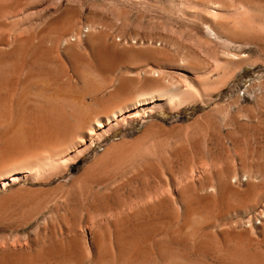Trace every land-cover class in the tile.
<instances>
[{
    "label": "rangeland",
    "instance_id": "374dc122",
    "mask_svg": "<svg viewBox=\"0 0 264 264\" xmlns=\"http://www.w3.org/2000/svg\"><path fill=\"white\" fill-rule=\"evenodd\" d=\"M6 1H9V2H6V4H4L5 0L0 1L1 2L0 14L3 13V15L1 14V16H0V19L2 17V20H0L1 21L0 22V37H1L0 42L3 41L0 43L2 45V46L0 45V47H1L0 52L6 50V48H8L7 46H9V44H11V42L17 38V35H18V37H23V36L25 37V36H28V34H30L29 36H32L33 39H35L34 42L36 43L40 36L43 37V35H45L42 33L45 29H47L51 25L50 23H52V22L54 23L55 21H59V20L60 21L56 25V28L54 27L55 29H57L58 27L63 29V26H64V30L66 28H69L67 30H70V31L75 30L74 31L75 33H77L78 32L77 30L80 29L79 31L81 32V35H82L84 30H85V25H86L87 21L89 20V19H87V21H86V18L89 17L93 23L96 20L95 21L96 22L95 23V27H96L95 31L96 32L94 33L95 36L93 35V37L95 39L93 41L95 42V40H96V43H98L100 41L98 44L102 43L101 45L95 44L93 42L95 44L94 45L92 43L94 51H96L95 53L98 52L100 54L101 52H106L107 57L109 56L111 58L110 60L113 63V66L111 67L112 69L110 68L106 72L107 74L105 73L103 75V76H105V77H103V79L107 78L104 80V82L108 83V86H111L115 82L121 81L120 82L121 84L119 83L120 87H121V88H119L120 91L125 93L127 96H129V95L133 96L134 94H136V92H138L139 85L143 81L142 80L143 76L141 74L140 75L142 76V78H140V79L138 78V76H140L138 73L139 68L141 69L143 66H145L142 69L146 71V70L150 69L152 67V64H154L156 61V62H159V66H160L159 71L162 72V73L159 72V75L158 74L155 75V77L158 76L156 79H157L158 83L160 82L159 84L165 85V86H172V85H175V86L179 85L180 87L183 86V88H179V89L185 90L184 88H186V89H188V92H189L190 87L193 89H190V90H192V91H190L191 93L189 92L191 95L186 96V99H181L182 101L180 99L174 100L173 101L174 105L172 104V102L166 101V99L164 97H161V98H159V100L163 98L162 100H160V101L155 100L154 104L150 103L147 105L148 113H144V114L139 113L140 115L137 116L138 118L136 116L135 117L132 116L131 117L132 119H130V117L126 118V119L124 118L126 122L124 121V119L122 121L120 120L118 122V128L116 127V129L110 133L111 135L107 136L108 138L105 137L104 139L97 142L94 145V147H92V149H89V151H85L87 153L84 152L83 155L81 154V156H78V155H76L75 152L72 151L71 154L66 157V160H70V161H67V163L69 162L71 164L74 160H77V161H74L75 165H74V163H72L71 165L68 164L69 166L67 165L66 167H64L65 169H67V171H69V173L65 172L66 170L62 173H56L55 172L56 173L55 175H53L54 172H48L49 174L46 173L45 175H43L44 177L47 178V179L45 178L44 181L41 180V178L43 179L44 177L40 176V177H38L39 179H37V176L33 175V178H34L33 180H35L36 183L32 180V177H31V179H26L27 181L25 179L20 180V181H17V183L6 187L5 189H0V197H2L5 194H8L10 192L16 191V189L17 190L20 189L22 191H27V192L30 191L29 194L30 195L32 194V196H36L35 194L37 192H39V193H37V194H39V195H37V197L39 198V200L41 199V201L39 202V204L41 206H39V204H38V205H35V207H36L35 208L34 205H31L34 208L33 210H32L30 205L22 207L21 204H20V206H19V204L11 205L12 209H11V206L10 207L9 206L8 207L7 206L2 207L0 209V210L3 209L1 211L2 213L0 214V222L2 219H5L4 222L2 221L0 223V253H1L0 258L2 257L1 255L3 254L1 251H3V252H5V255L3 254L4 258H6V259L12 258L13 259L12 264H20V263L21 264H23V263L24 264H31L32 261H34L32 264H38V263L39 264H42V263L43 264H45V263L46 264H51V263L52 264H59V263L60 264H90V262H92L91 264H95L91 260H90V262L87 259L85 260V258L88 257L86 255L88 253H90V254H88L89 258L91 257V255H92L91 259H93V257H94V251L91 247V238L93 235H95L100 240V242L102 244L100 246L101 247L100 252H101V255H103L105 253L104 250L106 249V245L108 244L109 239H111V236H113V233L109 235V232L110 231L112 232L114 230V226H113L114 220L113 219H115V221L116 220L122 221V223H123L122 229L124 230V233H125L124 237H126L129 240L134 239L136 241V245L138 244L137 248L140 251L142 250L141 252L145 253V251H147L146 253H148V254L153 253L155 250V246L153 243L148 242V239H150L151 237L145 233H142L141 228H144V226L147 225L149 222L155 223L158 226V225H161L162 223H166L167 221H170V220L172 222V221H174V219H176V220L178 219L179 222L177 224L180 225L182 222V220H181L182 219V213H180V207L178 206L179 205L178 194L180 192H183L184 189H185L186 193L188 191H190L187 194L184 192V194L186 195L185 196L186 203L189 204L190 206L193 203L192 207L198 208L199 211L201 209V211L199 212V214L197 216L200 219V221H202V222L204 219L203 223H205L204 226L206 227V228L204 227V229L201 231V233L202 234L204 233L205 235L207 234V236H209V237L212 234H213V236L218 237L220 234L219 231L222 230L221 233H223V231L225 232V231L229 230V228L231 229L233 227L235 228L236 231H240L246 226L244 224H248L247 220H248V222H250L251 225H253L256 222V220H257V223L259 221H261L260 217H259L260 216L259 213L260 212L262 213L263 208H264V178H263L264 177V170H263V168H264V0H216V1L215 0H198V2H197V0H191V3L193 1V4H194V1H195V4H197V5L200 2H201L200 5L205 3V5L208 7V8L206 7L207 11L211 10V11H209V13L213 11L212 17H210V16L209 17L208 16L203 17L202 14L199 13L200 10L198 12L199 14L197 12H194L195 10H197V9H195L197 6L195 8L193 7V9H195L194 11L191 8L189 10H185L181 7V5L179 8L178 3H180L182 0H175V1L174 0H71V1L70 0H63V1H59V0L47 1L46 0L47 1V2L45 1L46 3L44 2V0L43 1L42 0H39V1L38 0H26V2H25V0H19L20 2L18 0H12V1L6 0ZM58 1L62 2V3L58 4ZM67 1H68V6L70 8L69 9L70 15L68 14L67 18L69 17V19L71 20L70 17L71 16L73 17L74 16L73 14L76 12L75 14L80 16L79 19H77L78 18L77 15H75L76 17H73V19H75V20L72 19L73 21H71V22L69 19H61V18L59 19V16H60L61 12L64 10V8H65L64 5H65V3L67 4ZM168 1H171V2L174 1V5L176 4V6H174L175 9L174 8L172 9L171 7L169 9L168 6H171L170 5L171 3L169 2L170 4L168 5ZM23 2H25V3L23 4ZM202 2H204V3H202ZM208 2H210V3H208ZM51 3H53V5ZM189 3H190V1H189ZM30 4L33 5V7L30 6ZM74 4H76V5H74ZM24 5H25V7H24ZM77 6H78V8H77ZM6 7H10V8H6ZM240 7H244L245 9L240 8ZM26 8H27V10H26ZM15 9H16V12H15ZM10 10H11V12H10ZM79 10H80L81 14H79V12H78ZM89 10L94 12V13L90 12ZM5 12H7V14H5ZM12 12H14L16 14L13 15L14 13L11 14ZM41 13H43V14H41ZM46 13H48V15ZM52 13H53V15H52ZM214 13H218V16H217V14H215L216 17H214ZM8 14L12 15V17L10 16L11 19L8 20V18H10V17H4L3 18V16H7ZM19 14H20V16H19ZM44 14L46 16H44ZM55 14L57 16L54 17ZM99 15H101V16H99ZM13 16H14V18L17 17V19H19V20H21L20 17L23 19L24 16H27L26 21L28 19V21H27L28 23H26V21H24L25 18H24V20H21L18 22V20H15L16 18L12 19ZM47 16H48V18L46 19ZM92 17L94 19H91ZM97 18H101V19H97ZM51 20H52V22H51ZM213 20H215V21H213ZM22 22H25L26 25L22 26L23 29H20L18 26ZM108 22H109V24H108ZM214 22H217V23L214 24ZM17 23H19V24H17ZM59 23L61 26L59 25ZM63 23H65V24L63 25ZM81 23H82V25H81ZM37 24H38V26L36 27ZM70 24H71V26H70ZM77 24L79 26H77ZM100 25H101V29H100ZM103 25L105 26V28ZM32 26L36 27L38 29V31L36 28H34ZM41 27H43L44 29ZM242 27H244V28H242ZM15 29L17 30V32ZM111 29H112L113 34L111 33L112 34L111 37L109 36L110 39L106 38V37H108L107 34H110ZM28 30H29V32L30 31L31 32L28 33ZM39 30H40V32H39ZM9 31H11V32H9ZM14 31H15L16 35L14 34ZM4 32H5V34H4ZM102 32H103L104 37L102 36ZM106 32H108V33H106ZM151 32L160 36L159 40H160V42L162 41L161 45H162V50H163V51L160 50V52L162 51L161 54H159L160 52H157L154 55L149 54V53H148L149 54L148 55L146 52L145 55H143V52L137 51L138 48H136V51H127V50L125 51V50H123L122 46L124 43L126 44V43L130 42V40H134L135 37L137 39L136 40L137 42L142 41V39L145 40L144 37L146 39H148L149 36L151 37V35L152 36L154 35ZM10 33H11V35H10ZM117 33H119V34L115 35ZM135 34L139 35V40ZM4 35H7L8 37L7 36L5 37ZM54 35L55 34H53V33L46 35L44 37V40H43V41H46L45 47H44V42L42 44V48L45 51H47V53L50 52L51 50L54 51V52L51 51L50 52L51 54L48 53L49 59L51 62L53 59V57H52L53 54H54V59L57 56L56 60L61 59L60 61H62V59H63L64 62L63 61L62 62L64 64H67V61H71V62L75 61L76 62L77 59H78V61L76 63H79L82 61L83 62L93 61V59H91L92 56L90 54V49L85 46L83 41L81 43H79L80 48H78L77 50H76V48L79 46V44L75 45L76 47L72 48V53H71V51H68L65 53L64 47L62 45L61 46L59 45L60 49L56 50L57 45H55L54 41H53ZM98 35L99 36L101 35L102 37L100 36V38H99ZM119 35H121V36H119ZM128 35L130 36V38ZM9 36H11L12 38ZM114 37H116V41L120 44V46L117 45L118 46L117 49H115L116 45L114 47V45L112 46V44L110 43L112 38H114ZM120 37H122V38H120ZM133 37H134V39H132ZM141 37H142V39H140ZM45 38H46V40H45ZM50 38H51V41H50ZM68 38L70 41H71V38L73 40V37L69 36V37H67V39ZM126 40H128V41H126ZM47 42L50 45L49 44L46 45ZM106 42H107V44H106ZM96 46L98 48H96ZM100 46H101V48H100ZM81 47H82V51H84L83 53H81L82 51H80ZM84 47H85V50H84ZM57 48H58V46H57ZM93 48H91V49L93 50ZM2 49H4V50H2ZM112 49L116 51V54H115V51H111ZM86 51H88L89 53H87ZM78 52H80V53H78ZM59 53H60V55H59ZM55 54H56V56H55ZM76 54H78V56ZM131 54L133 56H131ZM146 54L150 57H148ZM181 54H182V57L186 56L189 59V61H191L192 63H196L194 65H197V67L195 66V68H194L192 63H191L192 64L191 66H193V67H191V66L188 67L186 65L184 66L182 64V62L172 63V61H170L173 59L174 56L175 57H181ZM151 55H152L153 59L151 58ZM157 55H158V57L160 56L161 58H156ZM58 56L59 57L62 56V57L58 58ZM119 56L120 57L122 56L123 58H120ZM81 57H82V59H81ZM154 58H156L157 60L156 59L154 60ZM115 63H116V66H115ZM138 63L140 64L139 66H138ZM120 64H122V65H120ZM131 66H133V67L131 68ZM137 67H139V68H137ZM148 67H150V68H148ZM193 68L195 69V71ZM120 70H123L124 72L120 71ZM126 70L128 71V73H125V72H127ZM54 71L51 72V76L57 75V73H56L57 70L55 72ZM122 73H124L125 75ZM132 74H135V77H134V75L131 76ZM116 75H117V77H116ZM128 75H129V77H128ZM136 75H137V77H136ZM146 76H148L146 78H149L150 77L149 73H147ZM132 77H133V80H132ZM113 78H115L116 80H114ZM158 78H159V80H158ZM112 79L115 82L112 83ZM119 79H121V80H119ZM124 81H126V82H124ZM197 81H198V83H196ZM138 82H139V84H138ZM123 84H125V85H123ZM136 85H138L137 86L138 88H136ZM123 86H124V88H123ZM175 86H173V87H175ZM177 106H178V108H177ZM149 110H150V112H149ZM151 128L152 129L154 128L153 133L151 131V136H152L151 141L153 140V142L155 143V147L153 149L154 150L153 152H154V161L156 164L155 165L156 169L153 173H142V174L138 175L137 173H133L134 171L132 172V170L131 171L128 170L129 172L125 171V172L121 173L122 175H120V174H119L120 176L117 175L118 176L117 180H115L117 176L109 177L106 179L107 181L104 180L105 178H100L101 181L99 178H97L98 179V180L96 179L97 181H94V182L88 184V188H87V186L82 188L78 185V180L82 176L83 171L87 168V166H90L91 164H93L94 159L98 158L106 150V148L110 147L111 145H113L115 143L118 144L119 142L121 143V142L127 141L126 143H133L145 132V130H148V129L152 130ZM213 128H214V130H213ZM156 129H157V131H156ZM170 131H171V133L169 134L168 132H170ZM154 132H156V133H154ZM192 133L194 134V137H193ZM156 134H158V136H160V137L158 138V136ZM167 135L169 136V138L167 139L168 141L165 138ZM189 136H191V139L189 138ZM154 137L157 139H152ZM183 137L185 139H188V142H187V140H184ZM194 139H196V141L198 140V142H196ZM242 139H244L245 141ZM124 140H126V141H124ZM181 141L183 142V144L185 146H182L183 144ZM156 142L160 146H158L156 144ZM162 142H165V143L163 144ZM167 142H169V143L167 144V147H166L165 145ZM173 142H175V143H173ZM186 143L188 144L187 146H186ZM195 143L198 145H196ZM189 144H190V147H189ZM171 146H173V147L171 148ZM179 146H181V147H179ZM160 148H161V150H160ZM164 150H166V152H164ZM181 150H182V152H181ZM77 151L80 152V149L79 150L77 149L76 152ZM160 152H162V153H160ZM163 153H165L167 156H165V154H163ZM173 153H175V155ZM176 153H178V155L180 154L179 155L180 160H179V156ZM181 153H183V154H181ZM185 153L186 154L189 153V154L186 155ZM168 154H170V157L168 156ZM156 155L158 156V158ZM182 155H184V156L182 157ZM75 156H78L79 158L75 157ZM163 156H164V158H163ZM171 156H173V159ZM185 156H186V158H185ZM199 157L200 158L202 157V159L206 160V162H209V163L205 162L207 165L215 164L214 167L215 168L217 167V169H215L213 167V165L212 166L210 165L211 168L209 166H206L207 168L205 169V167H204L205 164L200 163L202 161V159L198 160V159H200ZM67 158H69V159H67ZM182 158H183V160H182ZM72 159H74V160H72ZM169 159H171V160H169ZM241 159L245 164L241 161ZM189 160H190V162H189ZM161 161H162V163H161ZM192 161H194V163ZM168 162H170V163L168 164ZM210 162H212V163H210ZM166 164H168V165H166ZM198 164H201V165L204 164V165H202L204 169H202L201 168L202 166L200 167V165H198ZM159 165H160V167H159ZM162 165H163V167H162ZM169 165H171V167ZM250 166H251V168H250ZM67 167H69V168L71 167L70 170ZM196 167H198V169ZM221 167H222V170H220ZM241 168L245 169V171L247 170L248 172L253 171V170H254V172H257V177L255 178L256 180H254V179L252 180V184L250 185L249 189H247V187L243 183H242L243 186L241 185V183H238V181H240L241 174H242ZM207 169H208V172L206 173ZM71 170H72V172H71ZM159 170L161 171V174H159L160 173ZM201 170H202V172H201ZM203 170H205V171H203ZM236 170L239 173H237ZM211 171H212L213 176L211 174ZM233 171H236L235 173H237V175L239 177L235 176L234 175L235 173ZM222 172H223V174H222ZM51 173H53L52 176H51ZM202 173L205 176L202 175ZM58 174L60 176H58ZM65 174H67L68 176L67 175L65 176ZM129 174H132L134 178ZM79 175H81V176L79 177ZM128 175L130 177H132V179H130V177ZM192 175H193V177H192ZM227 175H229V176H227ZM54 176H56V177H54ZM63 176H65V177L61 178ZM124 176H125V178H127L126 182L123 180V179H125ZM148 176H149V178H148ZM173 176L176 178H174ZM226 176H227V178H226ZM231 176L234 178H232ZM128 177H129V179H128ZM235 177H237L236 178L237 180H235ZM210 178L212 180L214 179L215 181L213 180L214 182H211L212 180ZM36 179H37V181H36ZM76 179H78V180H76ZM46 180H47V182H46ZM75 180H76V182H75ZM154 180H155V183H154ZM157 180L160 182V183L158 182L159 184L156 183ZM217 180H222V182L224 183L225 189H227L228 186H231L233 191H235L236 193L238 192L237 195H236V193L233 196L223 194L222 198H219L216 194H215V196H213L214 192L211 191L212 192L211 193L209 190L211 188V185L215 184V182ZM110 181H112V182L109 183ZM128 181H129V184H128ZM205 181H207L206 184H205ZM235 181H236V183H235ZM132 182H134V183H132ZM150 182H151V184H150ZM199 182H200L201 186H199ZM31 183H32V185H31ZM74 183H75V185H73ZM147 183L149 185H147ZM233 183H235V185ZM96 184H98V186ZM123 185H125V187ZM144 185H145V187H144ZM202 185H203V188H202ZM237 185H239V187ZM70 186H71V189H70ZM93 186H94V188H93ZM114 186L116 188H114ZM151 186H152V188H151ZM185 186L188 189H186ZM194 186H196V187H194ZM98 187L100 189H98ZM68 188H69V190H68ZM112 188H114V189L110 193V190ZM119 188H120V190H119ZM182 188H183V190H182ZM237 188H238V190H236ZM39 189L43 193L41 191H39ZM46 189H47V191H46ZM92 189H93V191H92ZM104 189H105V191H104ZM107 189H108V191H107ZM50 190H54V191H52L53 193H51ZM64 190L65 191L67 190L68 194ZM73 190L74 191L76 190L77 193L73 192ZM77 190H79V191H77ZM89 190H91L90 191L91 194H90ZM98 190H99V192H98ZM191 190H192V192H191ZM249 190H251V191H249ZM32 191H34V192H32ZM85 192H86V195H85ZM113 192H115V193H113ZM116 192H118V193H116ZM194 192H195V194H194ZM239 192H240V194H239ZM48 193H50L51 195ZM189 193L191 194V197H190ZM66 194H67V196L65 199L64 195H66ZM74 194H76V195H74ZM89 194L91 196H89ZM104 194H107V196L106 195L104 196ZM151 194L157 195L158 198L155 197V195L151 196ZM167 194H168V196H167ZM238 194L241 196L238 197ZM115 195H116V197H115ZM159 195H161V196H159ZM163 195H164V197H163ZM52 196H54V197H52ZM78 196H80L79 197L80 200L78 199ZM96 196H98V198ZM150 196L153 197V199H154L153 201L150 199L151 198ZM169 196H171L172 198H170ZM247 196H248V198H247ZM45 197H46V199H45ZM83 197H85V198L83 199ZM121 197H123V198H121ZM167 197H169V198L167 199ZM230 197H232V198L230 199ZM55 198H57V199H55ZM74 198H75V200H74ZM108 198H109V200L111 198L109 203H108V201H109ZM120 198H121V200H120ZM190 198H193V200ZM49 199H52V200H49ZM58 199H60L59 203H58ZM61 199H63V200H61ZM95 199H96V202H95ZM156 199H158V201L164 199V201L166 200V202L170 205L169 207L172 209L170 219L168 218V215H166L167 211H165V210H168L167 209L168 207L165 203L161 204L162 206L160 207L159 212L155 214V216H149L147 214V208L153 204L152 202H157ZM188 199L190 200L191 204L189 202H187ZM45 200L47 202H45ZM82 200H84V201H82ZM172 200H176L175 201L176 203H174V201H172ZM177 200H178V202H177ZM49 201L50 202L52 201L51 202L52 204L50 203L51 206L48 204ZM78 201H80V202H78ZM103 201H104V203H103ZM53 202H54V204H53ZM68 202L71 205L68 204ZM77 202H78V204H77ZM148 202H149V205H148ZM87 203H88V205H87ZM97 203H99L101 205L100 206L98 204L99 208L97 207ZM171 203H172V205H171ZM44 204H46V208H48L49 210L48 209L44 210V208H43V207H45ZM103 204H105V205L103 206ZM123 204H125L126 207L123 206ZM48 205L50 206V208ZM58 205H59V208H58ZM118 205H120V206H118ZM144 205H146L145 208H144ZM207 205L208 206L211 205V208L215 212L213 213V211H209V209H208V213L210 212L208 215L207 210H206ZM17 206H19V207L17 208V210L14 211L13 209H16ZM141 206H143V207H141ZM234 206L238 207L239 209L237 208V209L227 210L228 207H234ZM67 207L69 209H67ZM72 207H74V208H72ZM137 207H138V209L136 210ZM24 208L26 210L30 209L32 211H30V210L26 211V210H24ZM38 208H39V210H38ZM64 208L66 210H64ZM106 208H107V210H105ZM120 208H122V209H120ZM129 208L131 209L130 210L131 213L128 211ZM41 209L43 210V212ZM93 209H95V210H93ZM109 209H110V211H109ZM142 209H143V211H142ZM144 209H146V210H144ZM19 210H20V212H19ZM58 210H59V215L56 213V212H58ZM124 210H126V211H124ZM4 211H5V213H3ZM44 211H47V213ZM117 211L119 213L118 215L116 213ZM127 211H128V214H127ZM138 211H139V213H138ZM51 212H54V213H51ZM75 212H77V215ZM108 212H109V214H108ZM143 212H145V213L142 215L141 213H143ZM161 212H163V213H161ZM177 212H178V214L180 213L181 215L179 216L177 214ZM41 213H43L42 215L44 217L41 215ZM79 213H80V215H79ZM83 213H84V215H83ZM102 213L104 215H102ZM218 213H220L221 215ZM5 214L7 217L5 216ZM96 214H99V215H97V218H99V216L101 215L100 217L102 219H100V218H99L100 220L97 219ZM210 214H211V216H210ZM40 215H41V217H40ZM66 215H68V216H66ZM82 215H83V217H81ZM107 215L108 216L110 215L109 218ZM123 215H125V216H123ZM133 215H134V217H133ZM144 215H145V218H143ZM200 215H201V217H199ZM10 216H11V218H10ZM27 216H29V217H27ZM38 216L40 217L39 219H38ZM55 216H57V218H58L59 224L61 225V226L59 225L60 227L58 226V221H57V219H55L56 218ZM32 217L35 218V219L33 218L35 221L34 220L31 221ZM80 217L82 219L81 224L83 226L80 223H78V222H80L79 220H81ZM89 217L91 220L89 219ZM157 217H159V218H157ZM9 218H10V220H9ZM47 218H49V219H47ZM94 218H95L94 223L90 222V221H93ZM256 218H258V219H256ZM86 219H87V221H86ZM96 219L98 222L96 221ZM210 219H211V221H210ZM27 220L29 222L31 221V223L29 224V222ZM102 220L104 223L102 222ZM11 221H12V224H10ZM24 221H26V222L24 223ZM107 221H108V223H107ZM206 221H208V222H206ZM5 222L9 223V224H6ZM33 222H34V224H33ZM45 222L47 223V225L45 224ZM135 223H137V224H135ZM241 223H242V225H241ZM101 224H102V227H101ZM128 224H130V225L128 226ZM10 225H11V227L13 225L14 226L11 228ZM51 225H52V227H51ZM80 225H81V227H80ZM93 225H94V228H93ZM120 225L122 226V224H120ZM136 225L138 226V228ZM256 225H259V224H256ZM42 226H44V227H42ZM46 226H48V227L46 228ZM84 226L86 227V229L84 228ZM89 226H90V228H89ZM59 228H61L62 230L61 229L59 230ZM79 228L80 229L82 228V231ZM52 229H53V231H52ZM68 229L69 230L71 229L72 231H68ZM92 229H94V230H92ZM95 229L96 230L98 229V231H95ZM106 230L108 233L106 232ZM22 231H24V232H22ZM45 231H46V233H44L45 234L44 235L43 232H45ZM51 231L54 234L50 233ZM59 231L62 232V235H63L62 237L60 236L61 232H59ZM89 231H92V232L90 233ZM16 232L18 234V237H17ZM36 232H39V233L37 234ZM47 232H48V234H47ZM83 232H84L85 236L82 235ZM94 232L95 233L97 232V233L94 234ZM35 233H36V235H35ZM72 233H73V235H72ZM100 233H102V234H100ZM76 234H77L78 238H76L77 240L75 241V237H77ZM15 235H16V239L20 238L17 240L18 241L21 240L20 243H22V244L17 243L18 241L16 239H14L15 237H13ZM30 236H31V238H30ZM56 236L58 239L56 238ZM72 236H73V238H72ZM83 236H84V238H83ZM25 237H27V240L25 239ZM37 237H38V239H37ZM50 237H51V239H50ZM100 237L101 238L107 237L106 239L102 238L103 241L105 239L104 243L100 239ZM249 237L252 239L253 243L259 242L261 240V237L258 234V231L253 230V231L249 232ZM4 238H7V240ZM9 238H10V241H8ZM12 239H14L13 243L16 240L15 242L17 244L14 243L16 245V247L13 243H11ZM44 239H46L47 242L45 241V243H44L43 242ZM83 239H85V241ZM4 240L7 242H2ZM36 240L38 241V243ZM78 240H79V242H78ZM23 241H26V243L27 244L29 243V244L27 245ZM63 242H65L64 248H63V245H64ZM82 242L86 243V245L83 244ZM5 243L6 244L8 243V245L11 243L14 245L15 248H13V245L10 244L11 245V247H10V245L8 246ZM24 243L26 244V248H27L26 250H25V244ZM4 244H5V246H4ZM151 244L153 245V247ZM72 245H73V247H72ZM80 245H85V247L83 246V248H85V249H86V247L87 248L89 247L88 250H90V251H88L87 249L86 250L83 249L82 246H80ZM2 246H3V248H2ZM28 246H29V248H28ZM168 246L169 247L171 246L175 249H178L179 251H181V253H183V255L179 256V257L183 261L184 264L186 262H187L186 264H224V260L222 261V259H224V257L222 255H219L218 253L213 254V252L212 253L211 252H205V254H203L204 252L195 253L192 251V249L190 247L191 243L184 245V244H175V243L170 244V242H169ZM4 247L6 249L8 248V250L6 251V249H4ZM41 247H42V249L45 248V250H41ZM102 247L105 249L102 250ZM37 248L39 251L37 250ZM13 249L15 251L14 254H13V252H12V254H9L10 251H13ZM29 250L31 253L28 252ZM83 250H85V251H83ZM20 251L23 254H21ZM42 251L44 252L43 254H42ZM47 251H50V252L47 253ZM54 252H56V253H54ZM77 252H78V254H77ZM83 252L86 254H84ZM35 253L36 254L38 253L37 255L39 256V258L37 257V255H35ZM39 253L41 254V256L44 260H42ZM30 254L32 256H29ZM7 255H10V256H7ZM19 255H22V256H19ZM81 255H83V256H81ZM34 256H35V258H34ZM53 256H55V257H53ZM57 256H59V257H57ZM84 256H85V258H84ZM15 257H17V258H15ZM25 257L27 260L25 259ZM32 257L34 260L31 259ZM71 257H72V259H71ZM23 258H24V260H23ZM17 259H20L21 261L18 260L19 262H17ZM53 259H55V260H53ZM59 259H61V260H59ZM41 261H43V262H41ZM77 261H79V263ZM80 261H81V263H80ZM229 261L230 260L228 259V262ZM101 262H103V263H100V264H110L109 261H106V260H104V261L102 260ZM230 262L228 264H230ZM231 264H236V263L231 262Z\"/></svg>",
    "mask_w": 264,
    "mask_h": 264
},
{
    "label": "bare ground",
    "instance_id": "6f19581e",
    "mask_svg": "<svg viewBox=\"0 0 264 264\" xmlns=\"http://www.w3.org/2000/svg\"><path fill=\"white\" fill-rule=\"evenodd\" d=\"M1 1V0H0ZM12 1V0H11ZM19 1V0H18ZM39 1V0H38ZM43 1V0H42ZM46 0H44L45 2ZM47 1H52V0H47ZM46 1V2H47ZM59 1H63V0H59ZM58 1V4L62 3V2H59ZM71 1V0H70ZM69 1V2H70ZM175 1V0H174ZM174 1L171 2V1H168V5L170 4L171 6H168L169 9L170 7L173 9L174 6H176V4L174 5ZM190 1V3H189ZM216 1V0H215ZM6 2H9V1H6L4 2V4H6ZM20 2V1H19ZM22 2V1H21ZM26 2V0H25ZM23 2V4L25 3ZM41 2V1H40ZM43 2V3H44ZM45 2V3H46ZM170 2V3H169ZM179 2V1H178ZM198 2V0H197ZM3 3V2H2ZM14 3V2H13ZM42 3V2H41ZM71 3V2H70ZM73 3V2H72ZM201 3V2H200ZM200 3L197 5L195 4V1H194V4H193V1L191 3V0H182L179 4V8H180V5L183 9L185 10H189L190 8L194 11V12H199L200 10V14H202V16L204 17H212V12L209 13V11H207V6L204 4H201ZM210 3V2H208ZM207 3V4H208ZM215 3V2H214ZM219 3V2H218ZM11 4V3H10ZM19 4V3H18ZM29 4V3H28ZM33 4V3H32ZM53 5V3H51ZM177 4V5H178ZM232 4V3H231ZM234 4V3H233ZM243 4V3H242ZM255 4V3H254ZM40 5V4H39ZM42 5V4H41ZM76 5V4H74ZM73 5V6H74ZM245 5V4H244ZM4 6V5H3ZM30 6L33 7V5L30 4ZM35 6V5H34ZM59 6V5H58ZM57 6V7H58ZM62 6V5H61ZM72 6V5H71ZM85 6V5H84ZM198 8H197V7ZM209 6V5H208ZM225 6V5H224ZM235 6V5H234ZM0 7H1V2H0ZM15 7V6H14ZM25 7V5H24ZM27 7V6H26ZM29 7V6H28ZM65 7V8H64ZM64 10L61 12L60 16H59V19H69V17L67 18V15L70 13L69 12V6H68V1H67V4L65 3L64 5ZM193 7L195 9H193ZM207 7V8H206ZM220 7V6H219ZM6 8H10V7H6ZM30 8V7H29ZM28 8V9H29ZM47 8V7H46ZM74 8V7H73ZM78 8V6H77ZM76 8V9H77ZM178 8V7H177ZM214 8V7H213ZM240 8H244V7H240ZM1 9V8H0ZM35 9V8H34ZM51 9V8H50ZM49 9V10H50ZM54 9V8H53ZM72 9V8H71ZM104 9V8H103ZM108 9V8H107ZM175 9V8H174ZM234 9V8H233ZM238 9V8H237ZM245 9V8H244ZM7 10V9H6ZM9 10V9H8ZM23 10V9H22ZM27 10V8H26ZM48 10V9H47ZM96 10V9H95ZM94 10V11H95ZM240 10V9H239ZM242 10V9H241ZM25 11V10H24ZM44 11V10H43ZM54 11V10H53ZM74 11V10H73ZM76 11V10H75ZM90 11V10H89ZM100 11V10H99ZM98 11V12H99ZM171 11V10H170ZM174 11V10H173ZM177 11V10H176ZM1 12V10H0ZM4 12V11H3ZM8 12V11H7ZM7 12H5V14H7ZM11 12V10H10ZM15 12H16V9H15ZM45 12V11H44ZM50 12V11H49ZM72 12V11H71ZM79 14H81L80 10L78 11ZM77 12V13H78ZM92 12V11H90ZM172 12V11H171ZM248 12V11H247ZM14 12H12L11 14H13ZM26 13V12H25ZM76 13V12H75ZM73 14L74 16L73 17H76L75 15L77 14ZM83 13V12H82ZM94 13V12H92ZM198 13V14H199ZM209 13V14H208ZM241 13V12H240ZM244 13V12H243ZM3 15V13H1ZM0 14V16H1ZM4 14V15H5ZM7 15V16H3L4 17H12V15ZM16 13H14L13 15H15ZM21 14V13H20ZM19 14V16H20ZM43 14V13H41ZM48 15V13H46ZM89 14V13H88ZM97 14V13H96ZM172 14V13H171ZM205 14V15H204ZM207 14V15H206ZM218 16V13H214V17H216V15ZM53 15V13H52ZM51 15V16H52ZM70 15V14H69ZM197 15V14H196ZM42 16V15H41ZM44 16H46L44 14ZM50 16V15H49ZM57 16L56 14L54 15V17ZM97 16V15H96ZM101 16V15H99ZM113 16V15H112ZM8 18L9 19H11ZM53 17V18H54ZM73 17L71 16V21L75 20L73 19ZM77 19H79L80 16L77 15ZM82 17V16H81ZM106 17V16H105ZM144 17V16H143ZM16 18V19H15ZM13 16L12 19H15V20H18L21 21V20H25L26 21V18L27 16H24L23 19L20 17L21 20L17 19V17ZM48 18V16L46 17V19ZM96 18V17H95ZM45 19V18H44ZM56 19V18H55ZM73 19V20H72ZM87 19H89L87 21ZM91 19H94L93 17ZM97 19H101V18H97ZM218 19V18H217ZM2 20V17L1 19ZM50 20V19H49ZM58 20V19H57ZM117 20V19H116ZM28 21V19H27ZM26 21V23H28ZM41 21V20H40ZM43 21V20H42ZM46 21V20H45ZM60 21V20H59ZM59 21H55L54 23H50L51 25L45 29L43 31L42 34H45L42 36L39 37L38 41L35 43L32 36H29L30 34H28V36H23V37H18L17 35V38L11 42V44H9V46H7L8 48H6V50L0 52V189H5L6 187L12 185V184H15L17 183V181H20V180H26V179H31L32 177V180L34 179L33 178V175L37 176V179H39L38 177L42 176L44 177L43 175H45L46 173L48 172H54L51 173V176L52 174L55 175L56 173H62L64 172H68L67 169H65L64 167H66L68 164H70L69 162L67 163V161H70V160H66V157L69 156L71 154V152H75L76 155L78 156H81V154L83 155V153L85 151H89V149H92V147H94V145L99 142L100 140L104 139L105 137H107L108 135H111L110 133L113 132V130L116 129V127L118 128V122L121 120H123L124 118H129L132 119L131 117L132 116H139L141 114H144V113H148L147 111V105L152 103L154 104L155 100H159V98L161 97H164L166 99V101H170L172 102V104L174 103L173 101L176 100V99H186V96L188 95H191L190 89H193L190 87L189 89V92H188V89L184 88L185 90H182V89H179V88H183L175 85H172V86H165V85H161L158 83L157 81V77H155L156 74L159 75V72L162 73L161 71H159V62H156L154 64H152V67H148L150 69L148 70H143L142 68L145 67L143 66L141 69L139 67V75L141 74L143 76V81L142 83H140L139 85V88L137 87L138 85H136V88H138V92H136V94H134L133 96L132 95H129L127 96L125 93H123L122 91H120L119 88L120 87V82H115L113 81L116 80L115 78L112 79V83L115 82L114 84H112L111 86H108V83H105L104 80L107 79V78H104L105 76H103L112 66H113V63L112 61L110 60L111 58L108 56L107 57V53L106 52H101L100 54L97 52L95 53L96 51H94V48L92 46V43L94 42L93 40L95 39L93 37L94 33L96 32L95 29V21L94 23L92 22V20H90V18H86V25H85V30L83 32V34L81 35V32L79 30H77L78 32L75 33L74 31H70V30H67L69 28H66L64 30V26H63V29H61L60 27H58L60 25L57 26L58 30L55 29L56 28V25L58 24ZM156 21V20H155ZM215 21V20H213ZM1 22V21H0ZM64 22V21H63ZM68 22V21H67ZM81 22V21H80ZM111 22V21H110ZM8 23V22H7ZM36 23V22H35ZM78 23V22H77ZM217 23V22H214V24ZM19 24V23H17ZM40 24V23H39ZM65 23H63L64 25ZM98 24V23H97ZM107 24V23H106ZM109 24V22H108ZM111 24V23H110ZM26 25L25 22H22L19 24V28L20 29H23L22 26ZM42 25V24H41ZM82 25V23H81ZM102 25V24H101ZM101 25H100V29H101ZM28 26V25H27ZM38 26V24L36 25V27ZM61 26V25H60ZM71 26V24H70ZM76 26V25H75ZM77 26H79L77 24ZM99 26V25H98ZM104 26V25H103ZM109 26V25H108ZM113 26V25H112ZM128 26V25H127ZM30 27V26H29ZM34 27V26H32ZM34 27V28H36ZM55 27V28H54ZM66 27V26H65ZM74 27V26H73ZM82 27V26H81ZM115 27V26H114ZM43 28V27H41ZM105 28V26H104ZM103 28V29H104ZM244 28V27H242ZM29 29V28H28ZM37 29V28H36ZM40 29V28H39ZM44 29V28H43ZM82 29V28H81ZM99 29V28H98ZM154 29V28H153ZM157 29V28H156ZM16 30V29H15ZM41 30V29H40ZM39 30V32H40ZM243 30V29H242ZM22 31V30H21ZM38 31V29H37ZM110 34H107L108 37L106 38H109L111 37V35L113 34L112 33V29L110 30ZM119 31V30H118ZM134 31V30H133ZM6 32V31H5ZM4 32V34H5ZM11 32V31H9ZM17 32V30H16ZM31 32V31H30ZM29 30H28V33H30ZM100 32V31H99ZM155 32V31H154ZM245 32V31H244ZM13 33V32H12ZM55 34L54 35V44L58 46H56V50L57 49H60L59 48V45L63 46L64 47V52H68V51H71L72 53V48L73 47H76L75 45L81 43L83 41V43L85 44L86 47H88L90 49V54L92 56L91 59H93V61H88V62H79V63H76L78 61L75 62H71V61H67V64H64V60L62 59V61L60 60H56V58L54 59V54H53V59H52V62L50 61L49 59V54H51L50 52L53 51L51 50L50 52L47 53V51H45L43 48H42V44L44 42V47H45V42L46 41H43L44 40V37L48 34ZM105 33V32H104ZM108 33V32H106ZM112 33V34H111ZM153 33V32H151ZM7 34V33H6ZM14 34H15V31H14ZM38 34V33H37ZM119 33L115 34V35H118ZM122 34V33H121ZM154 34V33H153ZM11 35V33H10ZM13 35V34H12ZM16 35V34H15ZM21 35V34H20ZM36 35V34H35ZM105 35V34H104ZM106 35V36H107ZM114 35V36H115ZM123 35V34H122ZM137 37H138V40H139V35L138 34H135ZM148 35V34H147ZM151 35V34H150ZM161 35V34H160ZM5 37L7 35H4ZM73 37V40L71 38V41L69 40V38L67 39V37ZM95 36V35H94ZM99 36V35H98ZM101 36V35H100ZM99 36V38H100ZM102 36H103V32H102ZM101 36V37H102ZM110 36V37H109ZM121 36V35H119ZM129 36V35H128ZM134 36V35H133ZM8 37V36H7ZM11 37V36H9ZM104 37V36H103ZM159 37L158 35L154 34L153 36L151 35V37L149 36L148 39H146L144 37L145 40L142 39V37L140 39H142V41L140 42H137L136 40V37L134 39V37L132 39L134 40H130V42L128 43H124L122 48L123 50H127V51H136V48H138L137 51H140V52H143V55H145V53L147 52V54H156L157 52H160V50H162V41L160 42L159 40ZM1 38V37H0ZM12 38V37H11ZM98 38V37H97ZM122 38V37H120ZM126 38V37H125ZM130 38V36H129ZM10 39V38H9ZM49 39V38H48ZM46 40V38H45ZM107 40V39H106ZM121 40V39H120ZM119 40V41H120ZM11 41V40H10ZM50 41H51V38H50ZM49 41V42H50ZM104 41V40H103ZM122 41V40H121ZM128 41V40H126ZM125 41V42H126ZM3 42V41H1ZM0 42V43H1ZM5 42V41H4ZM100 42V41H99ZM98 42V43H99ZM108 42V41H107ZM106 42V44H107ZM51 43V42H50ZM82 43V44H83ZM95 44H98L96 43V40L94 42ZM93 43V44H94ZM112 46L116 45L115 49L118 48V46H120V44L116 41V37L112 38L111 42ZM49 43L47 42L46 45H48ZM81 44V45H82ZM94 44V45H95ZM102 44V43H101ZM101 44H98V45H101ZM104 44V43H103ZM166 44V43H165ZM169 44V43H168ZM1 45V44H0ZM50 45V44H49ZM118 45V46H117ZM2 46V45H1ZM106 46V45H105ZM109 46V45H108ZM107 46V47H108ZM111 46V45H110ZM62 47V48H63ZM1 48V47H0ZM3 48V47H2ZM50 48V47H49ZM61 48V49H62ZM80 48V44L79 46L76 48V50ZM93 48V50L91 49ZM96 48H98L96 46ZM101 48V46H100ZM99 48V49H100ZM106 48V47H105ZM113 48V47H112ZM120 48V47H119ZM125 48V49H124ZM46 49V48H45ZM109 49V48H108ZM121 49V48H120ZM119 49V50H120ZM47 50V49H46ZM84 50H85V47H84ZM97 50V49H96ZM61 51V50H60ZM82 51V47H81V50ZM111 51H115V50H111ZM163 51V50H162ZM162 51L159 53L161 54ZM54 52V51H53ZM59 52V51H58ZM76 52V51H75ZM84 51H82L81 53H83ZM87 53H89L88 51H86ZM80 53V52H78ZM86 53V54H87ZM114 53V52H113ZM120 53V52H119ZM69 54V53H68ZM115 54H116V51H115ZM146 54V55H147ZM148 54V55H149ZM60 55V53H59ZM78 56V54H76ZM89 55V54H88ZM113 55V54H112ZM136 55V54H135ZM147 55V56H148ZM152 55H151V58H152ZM81 56V55H80ZM116 56V55H115ZM123 56V55H122ZM120 57V58H123V57ZM131 56H133L131 54ZM62 57V56H61ZM58 56V58H61ZM76 57V56H75ZM74 57V58H75ZM150 57V56H148ZM175 57V56H174ZM172 60V63H179V62H182V64L185 66H191L193 64L194 68L195 66L197 67V65H194L196 63H192L191 61H189V59L185 56V57H182V54H181V57H175ZM71 58V57H70ZM73 58V59H74ZM77 58V57H76ZM138 58V57H137ZM156 58H161L160 56ZM154 58V60L156 59ZM82 59V57H81ZM142 59V58H141ZM153 59V58H152ZM72 60V59H71ZM118 60V59H117ZM126 60V59H125ZM143 60V59H142ZM157 60V59H156ZM161 60V59H160ZM81 61V60H80ZM122 61V60H121ZM153 61V60H152ZM196 61V60H195ZM114 62V61H113ZM118 62V61H117ZM169 62V61H168ZM190 62V63H189ZM197 62V61H196ZM123 63V62H122ZM135 63V62H134ZM192 63V64H191ZM199 63V62H198ZM124 64V63H123ZM122 65V64H120ZM140 64L138 63V66ZM142 65V64H141ZM115 66H116V63H115ZM119 66V65H118ZM191 66V67H193ZM125 67V66H124ZM133 66H131L132 68ZM193 68V69H194ZM203 68V67H202ZM112 69V68H111ZM128 69V68H127ZM192 69V68H191ZM56 71L57 75H54V76H51V72L52 71ZM124 70V69H123ZM123 70H120V71H123ZM130 70V69H129ZM132 70V69H131ZM135 70V69H134ZM197 70V69H196ZM54 71V72H55ZM59 71V72H58ZM127 71V70H126ZM195 71V69H194ZM116 72V71H115ZM124 72V71H123ZM132 72V71H131ZM60 73V74H59ZM119 73V72H118ZM125 73H128L125 72ZM149 73V78H146L148 76H146V74ZM203 73V72H202ZM107 74V73H106ZM109 74V73H108ZM124 74V73H122ZM207 74V73H206ZM112 75V74H111ZM110 75V76H111ZM121 75V74H120ZM125 75V74H124ZM135 77V74H132L131 76ZM140 75V76H141ZM107 76V75H106ZM119 76V75H118ZM123 76V75H122ZM138 76V78H142V76L140 77ZM117 77V75H116ZM120 77V76H119ZM129 77V75H128ZM137 77V75H136ZM160 77V76H159ZM199 77V76H198ZM209 77V76H208ZM207 77V78H208ZM127 78V77H126ZM161 78V77H160ZM200 78V77H199ZM110 79V78H109ZM121 80V79H119ZM129 80V79H128ZM132 80H133V77H132ZM159 80V78H158ZM204 80V79H203ZM210 80V79H209ZM109 81V80H108ZM111 81V80H110ZM138 81V80H137ZM141 81V80H140ZM223 81V80H222ZM126 82V81H124ZM136 82V81H135ZM110 83V82H109ZM118 83V84H117ZM120 83V84H119ZM198 83V81L196 82ZM202 83V82H201ZM139 84V82H138ZM125 85V84H123ZM127 85V84H126ZM134 86V85H133ZM175 86V87H173ZM188 87V86H187ZM124 88V86H123ZM130 88V87H129ZM135 89V88H134ZM130 90V89H129ZM137 90V89H136ZM195 92V91H194ZM189 98V97H188ZM163 99V98H162ZM160 99V100H162ZM164 99V100H165ZM159 100V101H160ZM182 101V100H181ZM178 102V101H177ZM184 102V101H183ZM174 105V104H173ZM149 107V106H148ZM178 108V106H177ZM173 109V108H172ZM152 111V110H151ZM150 112V110H149ZM256 114V113H255ZM138 118V117H137ZM124 119V121H125ZM126 122V121H125ZM125 124V123H124ZM150 127V126H149ZM154 127V126H153ZM155 128V127H154ZM154 128L152 130H145V132L136 140L134 141L133 143H126V142H117L118 144H113L111 145L110 147L106 148V150L96 159H94V162L93 164H91L90 166H87V168L83 171L82 173V176L79 175V180H78V185L82 188H84L85 186H87L88 188V184L94 182V181H97L98 179L97 178H105L104 180H106L107 178L109 177H114V176H117V175H122L121 173L122 172H127L128 170H132L133 173H137L138 175L139 174H142V173H153L155 171V161H154V147H155V143L153 142V140L151 141V131L153 133L154 131ZM158 129V128H157ZM156 129V131H157ZM214 130V128H213ZM159 131V130H158ZM186 132V131H185ZM156 133V132H154ZM159 133V132H158ZM169 134L171 133L168 132ZM168 134V135H169ZM193 134V133H192ZM231 134V133H230ZM154 135V134H153ZM158 136V134H156ZM167 135V136H168ZM165 136V135H164ZM165 137L166 140L169 138L168 137ZM160 136H158L159 138ZM177 137V136H176ZM179 137V136H178ZM193 137H194V134H193ZM108 138V137H107ZM189 138L191 139V136H189ZM245 138V137H244ZM152 139H157V138H152ZM177 139V138H176ZM181 139V138H180ZM184 140H187L188 142V139H185L183 137ZM161 140V139H160ZM196 141V139H194ZM244 140V139H242ZM168 141V140H167ZM245 141V140H244ZM161 142V141H160ZM166 142V141H165ZM165 142H162L163 144ZM170 142V141H169ZM167 142L166 143V147H167V144L169 143ZM176 142V141H175ZM173 142V143H175ZM179 142V141H178ZM182 142V141H181ZM185 142V141H184ZM198 142V140L196 141ZM180 143V142H179ZM157 144V142H156ZM171 144V143H170ZM183 144V142H182ZM181 144V145H182ZM196 144V143H195ZM158 145V144H157ZM179 145V144H178ZM188 144L186 143V146ZM194 145V144H193ZM198 145V144H196ZM160 146V145H158ZM162 146V145H161ZM164 146V145H163ZM174 146V145H173ZM171 146V148L173 147ZM182 146H185L184 144ZM260 146V145H259ZM181 147V146H179ZM189 147H190V144H189ZM198 147V146H197ZM159 148V147H158ZM170 148V147H169ZM194 148V147H193ZM79 150L80 149V152L76 150ZM167 149V148H166ZM190 149V148H189ZM192 149V148H191ZM157 150V149H156ZM161 150V148H160ZM174 150V149H173ZM172 150V151H173ZM177 150V149H176ZM175 150V151H176ZM179 150V149H178ZM187 150V149H186ZM158 151V150H157ZM185 151V150H184ZM195 151V150H194ZM198 151V150H197ZM91 152V151H90ZM89 152V153H90ZM164 152H166V150H164ZM171 152V151H170ZM182 152V150H181ZM186 152V151H185ZM192 152V151H191ZM196 152V151H195ZM87 153V152H85ZM162 153V152H160ZM172 153V152H171ZM245 153V152H244ZM165 154V153H163ZM175 155V153H173ZM178 155V153H176ZM183 154V153H181ZM186 154V153H185ZM189 153H187L186 155H188ZM252 154V153H251ZM172 155V154H171ZM180 155V154H179ZM178 155V156H179ZM240 155V154H239ZM78 156H75V157H78ZM157 156V155H156ZM165 156H167L165 154ZM168 156L170 157V154H168ZM184 155H182L183 157ZM204 156V155H203ZM243 156V155H242ZM85 157V156H84ZM172 159H173V156H171ZM193 157V156H192ZM79 158V157H78ZM158 158V156H157ZM164 158V156H163ZM166 158V157H165ZM176 158V157H175ZM186 158V156H185ZM190 158V157H189ZM200 158V157H199ZM69 159V158H67ZM76 159V158H75ZM191 159V158H190ZM202 157L198 160H201ZM222 159V158H221ZM74 160V159H72ZM92 160V159H91ZM167 160V159H166ZM171 160V159H169ZM179 160H180V156H179ZM183 160V158H182ZM186 160V159H185ZM74 161H77V160H74ZM74 161L72 163H74ZM175 161V160H174ZM173 161V162H174ZM197 161V160H196ZM211 161V160H210ZM216 161V160H215ZM242 161V159H241ZM80 162V161H79ZM78 162V163H79ZM171 162V161H170ZM168 162V164L170 163ZM190 162V160H189ZM194 163V161H192ZM199 162V161H198ZM206 160L202 159V161L200 163H204L205 164V169L207 168L206 166H209L211 168V166L215 164H210V165H207L206 163H209V162H206ZM235 162V161H234ZM243 162V161H242ZM253 162V161H252ZM67 163V164H66ZM71 163V164H72ZM162 163V161H161ZM167 163V162H166ZM175 163V162H174ZM192 163V164H193ZM196 163V162H195ZM212 163V162H210ZM214 163V162H213ZM222 163V162H221ZM244 163V162H243ZM254 163V162H253ZM258 163V162H257ZM70 164V165H71ZM160 164V163H159ZM166 164V165H168ZM173 164V163H172ZM171 164V165H172ZM184 164V163H183ZM202 164V165H204ZM242 164V163H241ZM245 164V163H244ZM75 165V163H74ZM73 165V166H74ZM88 165V164H87ZM161 165V164H160ZM159 165V167H160ZM171 165H169L171 167ZM200 165V167L202 166L201 164H198ZM197 165V166H198ZM69 166V165H68ZM165 166V165H164ZM242 166V165H241ZM244 166V165H243ZM252 166V165H251ZM250 166V168H251ZM262 166V165H261ZM163 167V165H162ZM192 167V166H191ZM245 167V166H244ZM253 167V166H252ZM69 168V167H67ZM71 168V167H70ZM69 168V170H70ZM158 168V167H157ZM165 168V167H164ZM198 169V167H196ZM202 169L203 166L201 167ZM215 168V167H214ZM220 168V167H219ZM218 168V169H219ZM263 168V167H262ZM261 168V169H262ZM161 169V168H160ZM163 169V168H162ZM168 169V168H167ZM192 169V168H191ZM209 169V168H208ZM208 169L206 171V173L208 172ZM217 169V167L215 168ZM225 169V168H224ZM230 169V168H229ZM242 169V170H241ZM240 170L242 171L241 173V178H240V181H238V183H241V185L243 186V184L247 187V189L250 188V185L252 184V180H256L255 178L257 177V172H254L253 171H245V169L241 168ZM200 170V169H199ZM222 170V167L221 169ZM228 170V169H227ZM226 170V171H227ZM244 170V171H243ZM260 170V169H259ZM264 170V168H263ZM158 171V170H157ZM163 171V170H162ZM205 171V170H203ZM210 171V170H209ZM213 171V170H212ZM212 171H211V174H212ZM217 171V170H216ZM232 171V170H231ZM230 171V172H231ZM237 171V170H236ZM236 171H233L234 173ZM256 171V170H255ZM56 172V173H55ZM72 172V170H71ZM129 172V171H128ZM159 174H161V171L159 170ZM171 172V171H170ZM198 172V171H197ZM202 172V170H201ZM220 172V171H219ZM229 172V173H230ZM262 172V171H261ZM80 173V174H81ZM205 173V174H206ZM210 173V172H209ZM217 173V172H216ZM237 173H239L237 171ZM237 173H235L234 175L239 177L237 175ZM49 174V173H48ZM158 174V173H157ZM194 174V173H193ZM210 174V175H211ZM223 174V172H222ZM228 174V173H227ZM260 174V173H259ZM258 174V175H259ZM63 175V174H62ZM61 175V176H62ZM67 174H65L66 176ZM119 175V176H120ZM126 175V174H125ZM133 177L132 174H129ZM128 175V176H129ZM137 175V176H138ZM145 175V174H144ZM172 175V174H171ZM202 175H204L202 173ZM207 175V174H206ZM216 175V174H215ZM226 175V174H225ZM34 176V177H35ZM48 176V175H47ZM58 176H60L58 174ZM65 176L61 177V178H64ZM68 176V175H67ZM157 176V175H156ZM161 176V175H160ZM200 176V175H199ZM205 176V175H204ZM203 176V177H204ZM213 176V174H212ZM229 176V175H227ZM226 176V178H227ZM233 176V175H232ZM231 176V177H232ZM56 177V176H54ZM77 177V176H76ZM130 177V176H129ZM128 177V179H129ZM132 177H130V179H132ZM147 177V176H146ZM159 177V176H158ZM174 177V176H173ZM193 177V175H192ZM207 177V176H206ZM209 177V176H208ZM219 177V176H218ZM235 177V180H237ZM46 177H44L43 179L41 178L42 181H44ZM118 176L116 177L115 180H117ZM125 178V176H124ZM134 178V177H133ZM138 178V177H137ZM149 178V176H148ZM153 178V177H152ZM151 178V179H152ZM160 178V177H159ZM176 178V177H174ZM213 178V177H212ZM223 178V177H222ZM234 178V177H232ZM264 178V177H263ZM36 179V181H37ZM47 179V178H46ZM50 179V178H49ZM97 179V180H96ZM136 179V178H135ZM144 179V178H143ZM161 179V178H160ZM202 179V178H201ZM211 179V178H210ZM220 179V178H219ZM239 179V178H238ZM40 180V181H41ZM75 180V182H76ZM110 180V179H109ZM108 180V181H109ZM114 180V179H113ZM125 182L127 180V178L123 179ZM122 180V181H123ZM148 180V179H147ZM162 180V179H161ZM207 180V179H206ZM212 180V179H211ZM214 180V179H213ZM211 181V182H214V181ZM233 180V179H232ZM260 180V179H259ZM263 180V179H262ZM27 181V180H26ZM35 182V180H33ZM101 181V179H100ZM107 181V180H106ZM132 181V180H131ZM137 181V180H136ZM150 181V180H149ZM183 181V180H182ZM186 181V180H185ZM188 181V180H187ZM198 181V180H197ZM200 181V180H199ZM224 181V180H223ZM39 182V181H38ZM37 182V183H38ZM47 182V180H46ZM112 181H110L109 183H111ZM159 181L157 180L156 183H158ZM204 182V181H203ZM207 181H205V184H206ZM230 182V181H229ZM262 182V181H261ZM36 183V182H35ZM101 183V182H100ZM108 183V184H109ZM114 183V182H113ZM123 183V182H122ZM134 183V182H132ZM145 183V182H144ZM154 183H155V180H154ZM160 183V182H159ZM158 183V184H159ZM209 183V182H208ZM236 183V181H235ZM235 183H233L235 185ZM243 183V184H242ZM99 184V183H98ZM98 184H96L98 186ZM128 184H129V181H128ZM151 184V182H150ZM210 184V183H209ZM32 185V183H31ZM75 185V183L73 184ZM147 185H149L147 183ZM153 185V184H152ZM229 185V184H228ZM227 185V186H228ZM15 186V185H14ZM105 186V185H104ZM121 186V185H120ZM119 186V187H120ZM125 187V185H123ZM190 186V185H189ZM193 186V185H192ZM199 186H201L200 182H199ZM226 186V187H227ZM239 187V185H237ZM18 187V186H17ZM21 187V186H20ZM25 187V186H24ZM77 187V186H76ZM91 187V186H90ZM89 187V188H90ZM145 187V185H144ZM147 187V186H146ZM156 187V186H155ZM196 187V186H194ZM29 188V187H28ZM73 188V187H72ZM81 188V189H82ZM86 188V189H87ZM94 188V186H93ZM102 188V187H101ZM111 188V187H110ZM114 188H116L114 186ZM112 188L110 190V193L111 191L114 189ZM152 188V186H151ZM159 188V187H158ZM186 188V186H185ZM191 188V187H190ZM201 188V187H200ZM202 188H203V185H202ZM254 188V187H253ZM10 189V188H9ZM25 189V188H24ZM33 189V188H32ZM70 189H71V186H70ZM78 189V188H77ZM98 189H100L98 187ZM103 189V188H102ZM101 189V190H102ZM148 189V188H147ZM188 189V188H186ZM197 189V188H196ZM43 190V189H42ZM69 190V188H68ZM120 190V188H119ZM178 190V189H177ZM183 190V188H182ZM205 190V189H204ZM238 190V188L236 189ZM35 191V190H34ZM32 191V192H34ZM39 191H41L39 189ZM45 191V190H44ZM47 191V189H46ZM45 191V192H46ZM51 193H53L52 191L54 190H50ZM49 191V192H50ZM65 191V190H64ZM79 191V190H77ZM86 191V190H85ZM91 190H89L90 192ZM93 191V189H92ZM105 191V189H104ZM108 191V189H107ZM116 191V190H115ZM155 191V190H154ZM166 191V190H165ZM210 192L213 191V196H215V194L219 197V198H222L223 194H226V195H229V196H233L235 195V191L232 190L231 186H228L227 189H225L224 187V183L222 182V180H217L215 182V184L211 185V188L209 190ZM251 191V190H249ZM6 192V191H5ZM42 192V191H41ZM56 192V191H55ZM67 192V190L65 191ZM73 192H76V190ZM84 192V191H83ZM99 192V190H98ZM159 192V191H158ZM161 192V191H160ZM185 189L183 192H180L178 194V197H179V207H180V213H182V222L180 225H178L177 223L179 222L178 219H174V221L171 222L170 221H167L166 223H162L161 225H158L155 224V223H151L149 222L147 225L144 226V228H141V232L142 233H145L147 234L148 236H150L151 238L148 239V242L150 243H153L154 246H155V250L153 253H146L147 251L144 252H141L138 248H137V245H136V241L134 239H127L126 237H124L125 233H124V230L122 229L123 227V223L122 221L120 220H114V230L110 233L109 232V235L113 233V236H111V239H109V242L108 244L106 245V249L102 247V250L105 249V253L103 255H101V252H100V246L102 245L100 240L95 236L93 235L92 238H91V247L94 251V257L93 259L92 258V255L91 257L89 258V255L90 253L86 254L88 257L85 258V260H90L93 261L95 264H100V263H103L101 262L102 260H106V261H109L110 264H182L183 261L180 259L179 256H182L183 253H181V251H179L178 249H175L173 247H169L168 246V243L170 242V244L172 243H175V244H184V245H187L189 243H191V249L193 252L195 253H199V252H204L203 254H205V252H213L214 253H218L219 255H222L224 257V259H222V261L224 260V264H228L230 261L231 262H235L236 264H264V208H263V212L260 214L259 213V217H260V220L258 223H257V220L256 222L251 225L250 222H248L247 220V223L248 224H244L246 225L242 230L240 231H236L235 228H229V230L227 231H223V233L220 232L219 236H213V234L209 237L207 236V234L205 235L204 233L202 234L201 231L204 229V219H203V222L200 221V219L198 218V214L199 212V209L198 208H194L192 207L193 203L191 204L190 200L188 199L187 202H189L191 204V206L189 204L186 203V198H185ZM190 192V191H188ZM187 192V193H188ZM192 192V190H191ZM199 192V191H198ZM209 192V193H210ZM29 192L27 191H22V190H17L16 191H13V192H10L8 194H5L3 195L2 197H0V209L2 207H10L11 205H15V204H20L23 206H31V205H38L39 202L41 201V199L39 200V198L37 197V192L35 195L36 196H32V194L30 195ZM43 193V192H42ZM64 193V192H63ZM77 193V192H76ZM105 193V192H104ZM115 193V192H113ZM118 193V192H116ZM151 193V192H150ZM186 193V192H185ZM186 193V194H187ZM212 193V192H211ZM238 193V192H237ZM236 193V195H237ZM250 193V192H249ZM50 194V193H48ZM68 194V192H67ZM66 195L65 196V199H66ZM73 194V193H72ZM91 194V192H90ZM89 194V196H91ZM159 194V193H158ZM161 194V193H160ZM190 194V193H189ZM195 194V192H194ZM240 194V192H239ZM238 194V197L241 196ZM42 195V194H41ZM51 195V194H50ZM70 195V194H69ZM76 195V194H74ZM85 195H86V192H85ZM95 195V194H94ZM97 195V194H96ZM107 196V194H104V196ZM109 195V194H108ZM111 195V194H110ZM117 195V194H116ZM115 195V197H116ZM155 194H151V196H153ZM166 195V194H165ZM247 195V194H246ZM43 196V195H42ZM72 196V195H71ZM113 196V195H112ZM119 196V195H118ZM150 196V197H151ZM161 196V195H159ZM168 196V194H167ZM47 197V196H46ZM45 197V199H46ZM54 197V196H52ZM56 197V196H55ZM80 196H78V199L80 200L79 198ZM88 197V196H87ZM98 198V196H96ZM111 197V196H110ZM155 197L158 198L157 195H155ZM154 197V198H155ZM164 197V195H163ZM170 198H172L171 196H169ZM167 197V199L169 198ZM190 197H191V194H190ZM195 197V196H194ZM212 197V196H211ZM58 198V197H57ZM55 198V199H57ZM69 198V197H68ZM82 198V197H81ZM85 197H83L84 199ZM91 198V197H90ZM89 198V199H90ZM106 198V197H105ZM119 198V197H118ZM123 198V197H121ZM120 198V200H121ZM160 198V197H159ZM176 198V197H175ZM208 198V197H207ZM213 198V197H212ZM211 198V199H212ZM215 198V197H214ZM228 198V197H227ZM232 197H230L231 199ZM248 198V196H247ZM44 199V198H43ZM54 199V198H53ZM64 199V200H65ZM70 199V198H69ZM149 199V198H148ZM147 199V200H148ZM152 201L154 200L153 197L150 198ZM161 199V198H160ZM193 200V198H190ZM49 200H52V199H49ZM59 200L58 199V203H59ZM63 200V199H61ZM75 200V198H74ZM94 200V199H93ZM98 200V199H97ZM101 200V199H100ZM106 200V199H105ZM109 200V198H108ZM111 200V198H110ZM110 200L108 201V203L110 202ZM117 200V199H116ZM157 202H152L153 204L150 205L148 208H147V214L149 216H155L156 213L159 212V209L160 207L162 206L161 204L162 203H165L167 205V209L168 210H165L167 211L166 212V215H168V218L170 219L171 217V208L169 207L170 205L166 202V200L164 201V199L162 200H159L156 199ZM155 200V201H156ZM213 200V199H212ZM216 200V199H215ZM242 200V199H241ZM84 201V200H82ZM92 201V200H91ZM113 201V200H112ZM146 201V200H145ZM174 201V203H176L175 201L176 200H172ZM200 201V200H199ZM214 201V200H213ZM45 202H47L45 200ZM52 202V201H51ZM49 201V205L51 206V203ZM61 202V201H60ZM80 202V201H78ZM77 202V204H78ZM95 202H96V199H95ZM94 202V203H95ZM98 202V201H97ZM101 202V201H100ZM114 202V201H113ZM147 202V201H146ZM170 202V201H169ZM178 202V200H177ZM196 202V201H195ZM215 202V201H214ZM213 202V203H214ZM51 203V204H50ZM62 203V202H61ZM65 203V202H64ZM76 203V202H75ZM82 203V202H81ZM89 203V202H88ZM87 203V205H88ZM104 203V201H103ZM124 203V202H123ZM203 203V202H202ZM212 203V204H213ZM222 203V202H221ZM47 204V203H46ZM46 204H44L45 207L44 210L48 209L46 208ZM54 204V202H53ZM68 204H70L68 202ZM73 204V203H72ZM84 204V203H83ZM98 204L97 203V207H98ZM113 204V203H112ZM111 204V205H112ZM211 204V205H212ZM48 205V206H49ZM71 205V204H70ZM100 205V204H99ZM105 204H103L104 206ZM115 205V204H114ZM130 205V204H129ZM147 205V204H146ZM146 205H144V208L146 207ZM148 205H149V202H148ZM147 205V206H148ZM164 205V204H163ZM172 205V203H171ZM211 205H207L206 206V210H207V213H208V209L209 211H213V209L211 208ZM17 206L16 209H13L14 211L17 210V208L19 207ZM39 206H41L39 204ZM47 206V207H48ZM49 206V208H50ZM69 206V205H68ZM73 206V205H72ZM81 206V205H80ZM101 206V205H100ZM120 206V205H118ZM123 206L126 207L125 204H123ZM21 207V208H22ZM64 207V206H63ZM93 207V206H92ZM95 207V206H94ZM110 207V206H109ZM122 207V206H121ZM133 207V206H132ZM143 207V206H141ZM32 210L34 209L32 206H31ZM36 208V207H35ZM42 208V209H43ZM58 208H59V205H58ZM57 208V209H58ZM74 208V207H72ZM99 208V207H98ZM238 207H228L227 210H231V209H237ZM6 209V208H5ZM10 209V208H9ZM11 209H12V206H11ZM28 209V208H27ZM41 209V210H42ZM62 209V208H61ZM67 209H69L67 207ZM79 209V208H78ZM83 209V208H82ZM91 209V208H90ZM114 209V208H113ZM122 209V208H120ZM124 209V208H123ZM133 209V208H132ZM138 209V207L136 208V210ZM239 209V208H238ZM252 209V208H251ZM3 210V209H2ZM0 210V214L2 213ZM8 210V209H7ZM6 210V211H7ZM24 210H26L24 208ZM30 209L26 210V211H29ZM30 210V211H32ZM36 210V209H35ZM39 210V208H38ZM49 210V209H48ZM64 210H66L64 208ZM77 210V209H76ZM80 210V209H79ZM95 210V209H93ZM98 210V209H97ZM100 210V209H99ZM107 210V208L105 209ZM131 209L129 208V212L131 213L130 211ZM140 210V209H139ZM146 210V209H144ZM179 210V209H178ZM203 210V209H202ZM219 210V209H218ZM71 211V210H70ZM75 211V210H74ZM87 211V210H86ZM101 211V210H100ZM110 211V209H109ZM120 211V210H119ZM126 211V210H124ZM128 211H127V214H128ZM133 211V210H132ZM141 211V210H140ZM143 211V209H142ZM20 212V210H19ZM34 212V211H33ZM43 212V210H42ZM47 213V211H44ZM66 212V211H65ZM93 212V211H92ZM98 212V211H97ZM113 212V211H112ZM204 212V211H203ZM215 211H213L214 213ZM218 212V211H217ZM221 212V211H220ZM5 213V211L3 212ZM51 213H54V212H51ZM50 213V214H51ZM58 215H59V210L58 212H56ZM71 213V212H70ZM76 215H77V212H75ZM74 213V214H75ZM81 213V212H80ZM79 213V215H80ZM101 213V212H100ZM111 213V212H110ZM117 215L119 214L118 211L116 212ZM125 213V212H124ZM139 213V211H138ZM145 212L141 213L142 215L144 214ZM163 213V212H161ZM177 214L180 216L181 214ZM210 213V212H209ZM208 213V215H209ZM7 214V213H6ZM5 214V216H6ZM18 214V213H17ZM16 214V215H17ZM35 214V213H34ZM40 214V213H39ZM43 213H41L42 215ZM109 214V212H108ZM115 214V213H114ZM140 214V215H141ZM220 214V213H218ZM26 215V214H25ZM29 215V214H28ZM37 215V214H36ZM40 215V217H41ZM52 215V214H51ZM57 215V216H58ZM84 215V213H83ZM83 215L81 217H83ZM90 215V214H89ZM97 215L99 214H96V218H97ZM102 215H104L102 213ZM122 215V214H121ZM126 215V214H125ZM123 215V216H125ZM161 215V214H160ZM221 215V214H220ZM43 216V215H42ZM57 216H55L58 221V218ZM68 216V215H66ZM101 216V215H100ZM99 216L100 219H102L101 217ZM108 216V215H107ZM110 216V215H109ZM108 216V218H109ZM115 216V215H114ZM120 216V215H119ZM132 216V215H131ZM175 216V215H174ZM206 216V215H205ZM211 216V214H210ZM7 217V216H6ZM24 217V216H23ZM29 217V216H27ZM38 216V219L40 218ZM44 217V216H43ZM76 217V216H75ZM80 217V219H81ZM112 217V216H111ZM116 217V216H115ZM134 217V215H133ZM136 217V216H135ZM178 217V216H177ZM201 217V215L199 216ZM203 217V216H202ZM209 217V216H208ZM11 218V216H10ZM9 218V220H10ZM21 218V217H20ZM34 217H32L31 221L34 220L33 219ZM37 218V217H36ZM92 218V217H91ZM97 218V219H99ZM104 218V217H103ZM118 218V217H117ZM116 218V219H117ZM120 218V217H119ZM129 218V217H128ZM127 218V219H128ZM145 218V215L144 217ZM159 218V217H157ZM175 218V217H174ZM220 218V217H219ZM252 218V217H251ZM19 219V218H18ZM49 219V218H47ZM70 219V218H69ZM84 219V218H83ZM90 219V217H89ZM96 219V221H97ZM99 219V220H100ZM112 219V218H111ZM132 219V218H131ZM137 219V218H136ZM135 219V220H136ZM173 219V218H172ZM226 219V218H225ZM258 219V218H256ZM8 220V221H9ZM16 220V219H15ZM24 220V219H23ZM22 220V221H23ZM29 220V219H28ZM27 220V221H28ZM46 220V219H45ZM71 220V219H70ZM77 220V219H76ZM91 220V219H90ZM89 220V221H90ZM94 220L95 218L93 219V221H90V222H93L94 223ZM125 220V219H124ZM130 220V219H129ZM138 220V219H137ZM136 220V221H137ZM4 222L5 219H2L1 222ZM31 221L29 222V224L31 223ZM35 221V220H34ZM38 221V220H37ZM52 221V220H51ZM65 221V220H64ZM81 224V220H79ZM87 221V219H86ZM134 221V220H133ZM140 221V220H139ZM138 221V222H139ZM211 221V219H210ZM0 222V223H1ZM26 221H24L25 223ZM53 222V221H52ZM66 222V221H65ZM98 222V221H97ZM103 222V220H102ZM111 222V221H110ZM208 222V221H206ZM6 223V222H5ZM4 223V224H5ZM44 223V222H43ZM83 223V222H82ZM92 223V224H93ZM101 223V222H100ZM104 223V222H103ZM108 223V221H107ZM106 223V224H107ZM245 223V222H244ZM6 224H9V223H6ZM10 224H12V221L10 222ZM34 224V222H33ZM45 224L47 225V223L45 222ZM69 224V223H68ZM77 224V223H76ZM90 224V223H89ZM111 224V223H110ZM122 224V226L120 225ZM137 224V223H135ZM207 224V223H206ZM256 224H259V225H256ZM3 225V224H2ZM15 225V224H14ZM13 225V226H14ZM59 221H58V226H59ZM67 225V224H66ZM82 225V224H81ZM80 225V227H81ZM130 224H128L129 226ZM133 225V224H132ZM242 225V223H241ZM12 226V227H13ZM39 226V225H38ZM61 226V225H60ZM59 226V227H60ZM71 226V225H70ZM78 226V225H77ZM83 226V225H82ZM86 226V225H85ZM84 226V228L86 229V227ZM110 226V225H109ZM137 226V225H136ZM11 227V225H10ZM11 227V228H12ZM17 227V226H16ZM19 227V226H18ZM25 227V226H24ZM27 227V226H26ZM40 227V226H39ZM44 227V226H42ZM48 226H46L47 228ZM52 227V225H51ZM88 227V226H87ZM100 227V226H99ZM101 227H102V224H101ZM106 227V226H105ZM111 227V226H110ZM23 228V227H22ZM55 228V227H54ZM62 228V227H61ZM59 228V230L61 229ZM70 228V227H69ZM78 228V227H77ZM90 228V226H89ZM93 228H94V225H93ZM125 228V227H124ZM138 228V226H137ZM206 228V227H205ZM17 229V228H16ZM27 229V228H26ZM40 229V228H39ZM51 229V228H50ZM63 229V228H62ZM61 229V230H62ZM80 229V228H79ZM88 229V228H87ZM103 229V228H102ZM223 229V228H222ZM24 230V229H23ZM65 230V229H64ZM82 231V228L80 229ZM91 230V229H90ZM94 230V229H92ZM131 230V229H130ZM258 231V234L260 235L261 237V240L259 242H254L252 241V239L249 237V232L251 231ZM13 231V230H12ZM20 231V230H19ZM38 231V230H37ZM53 231V229H52ZM52 231L50 233H52ZM68 231H72L71 229ZM95 231H98V229ZM24 232V231H22ZM61 232V231H59ZM80 232V231H79ZM90 233L92 231H89ZM101 232V231H100ZM107 232V230H106ZM37 234L39 232H36ZM35 233V235H36ZM46 233L43 232V234ZM64 233V232H63ZM82 233V232H81ZM97 233V232H96ZM94 232V234H96ZM103 233V232H102ZM100 233V234H102ZM108 233V232H107ZM17 234V232H16ZM48 234V232H47ZM54 234V233H52ZM51 234V235H52ZM87 234V233H86ZM93 234V233H92ZM104 234V233H103ZM129 234V233H128ZM252 234V233H251ZM45 235V234H44ZM69 235V234H68ZM73 235V233H72ZM84 235V232L83 234ZM105 235V234H104ZM103 235V236H104ZM209 235V234H208ZM27 236V235H26ZM61 237L63 236L62 235V232H61ZM77 236V234H76ZM85 236V235H84ZM83 236V238H84ZM100 236V235H99ZM145 236V235H144ZM15 237L14 239H16V235L13 236ZM17 237H18V234H17ZM65 237V236H64ZM87 237V236H86ZM31 238V236H30ZM48 238V237H47ZM55 238V237H54ZM57 238V236H56ZM73 238V236H72ZM75 237V241L77 240ZM81 238V237H80ZM102 238H107V237H102ZM100 237V239L103 241ZM147 238V237H146ZM149 238V237H148ZM253 238V237H252ZM7 240V238H4ZM12 239V242L13 243V240ZM17 239H20V238H17ZM16 239V240H17ZM24 239V238H23ZM25 239L27 240V237H25ZM24 239V240H25ZM36 239V238H35ZM38 239V237H37ZM51 239V237H50ZM58 239V238H57ZM82 239V238H81ZM104 239V241H105ZM15 240V241H16ZM41 240V239H40ZM85 241V239H83ZM140 240V239H139ZM146 240V239H145ZM258 240V239H257ZM8 241H10V238L8 239ZM14 241V243H16ZM18 241V240H17ZM31 241V240H30ZM37 241V240H36ZM42 241V240H41ZM45 241L47 242L46 239H44V243ZM65 241V240H64ZM90 241V240H89ZM103 241V243H104ZM144 241V240H143ZM168 241V242H167ZM2 242H7V241H2ZM21 240H19L17 243L19 244H22L20 243ZM26 243V241H23ZM42 242V243H43ZM50 242V241H49ZM61 242V241H60ZM59 242V243H60ZM68 242V241H67ZM79 242V240H78ZM167 242V243H166ZM10 243V244H11ZM13 243V244H14ZM16 243V244H17ZM24 243V244H25ZM38 243V241H37ZM58 243V244H59ZM64 245H63V248L65 246V242H63ZM69 243V242H68ZM67 243V244H68ZM83 243V242H82ZM89 243V242H88ZM138 243V242H137ZM143 243V242H142ZM149 243V244H150ZM166 243V244H165ZM6 244V243H5ZM4 244V246H5ZM9 244V245H10ZM11 244V245H13ZM23 244V245H24ZM27 244V243H26ZM26 244H25V250L27 249L26 248ZM29 244V243H28ZM27 244V245H28ZM53 244V243H52ZM57 244V245H58ZM79 244V243H78ZM86 245V243H83ZM3 245V244H2ZM8 245V243L6 244ZM8 245V246H9ZM10 245V247H11ZM15 245V244H14ZM13 245V248L14 247ZM85 245H80L85 247ZM152 245V244H151ZM7 246V247H8ZM52 246V245H51ZM69 246V245H68ZM88 246V245H87ZM60 247V246H59ZM73 247V245H72ZM143 247V246H142ZM153 247V245H152ZM3 248V246H2ZM23 248V247H22ZM21 248V249H22ZM29 248V246H28ZM66 248V247H65ZM89 248V247H88ZM88 248L86 247V249L88 250ZM4 249H6L4 247ZM3 249V250H4ZM10 249V248H9ZM18 249V248H17ZM50 249V248H49ZM85 249V248H83ZM85 249V250H86ZM8 250V248L6 249V251ZM16 250V249H15ZM38 250V248H37ZM41 250H45V248L42 249L41 247ZM55 250V249H54ZM83 250V251H85ZM147 250V249H146ZM22 251V250H21ZM20 251V252H21ZM39 251V250H38ZM57 251V250H56ZM71 251V250H70ZM90 251V250H88ZM149 251V250H148ZM4 255H5V252L1 251ZM14 254V249L13 251H10L9 254ZM19 252V251H18ZM17 252V253H18ZM29 253L30 250L28 251ZM50 252V251H47V253ZM69 252V251H68ZM72 252V251H71ZM87 252V251H86ZM190 252V251H189ZM8 253V252H7ZM6 253V254H7ZM26 253V252H25ZM41 253V252H40ZM39 253V254H40ZM44 252L42 251V254ZM56 253V252H54ZM186 253V252H185ZM210 253V254H211ZM1 254V253H0ZM3 254L1 255L2 257L0 258V264H12V258H4ZM16 254V253H15ZM21 254H23L21 252ZM28 254V253H27ZM38 254V253H37ZM35 253V255H37ZM71 254V253H70ZM78 254V252H77ZM76 254V255H77ZM26 255V254H25ZM24 255V256H25ZM195 255V254H194ZM198 255V254H197ZM212 255V254H211ZM216 255V254H215ZM7 256H10V255H7ZM19 256H22V255H19ZM29 256H32L31 254ZM41 256V254H40ZM75 256V255H74ZM83 256V255H81ZM221 256V257H222ZM37 257L39 258V256L37 255ZM55 257V256H53ZM59 257V256H57ZM56 257V258H57ZM76 257V256H75ZM218 257V256H217ZM14 258V257H13ZM17 258V257H15ZM19 258V257H18ZM35 258V256H34ZM42 258V256H41ZM26 259V257H25ZM32 260L33 257L31 258ZM58 259V258H57ZM64 259V258H63ZM72 259V257H71ZM70 259V260H71ZM228 259L230 260L228 262ZM18 260L20 259H17V262H19ZM24 260V258H23ZM27 260V259H26ZM31 260V261H32ZM37 260V259H36ZM42 260H44L42 258ZM55 260V259H53ZM61 260V259H59ZM68 260V259H67ZM69 260V261H70ZM82 260V259H81ZM21 261V260H20ZM29 261V260H28ZM49 261V260H48ZM52 261V260H51ZM26 262V261H25ZM34 261H32L33 263ZM43 262V261H41ZM45 262V261H44ZM54 262V261H53ZM57 262V261H56ZM61 262V261H60ZM67 262V261H66ZM65 262V263H66ZM79 263V261H77ZM76 262V263H77ZM185 262V261H184ZM228 262V263H227ZM230 262V264H231ZM16 263V262H15ZM31 263V264H32ZM37 263V262H36ZM75 263V262H74ZM81 263V261H80ZM92 262H90L91 264ZM187 263V262H186ZM185 263V264H186ZM21 264V263H20ZM24 264V263H23ZM39 264V263H38ZM43 264V263H42ZM46 264V263H45ZM52 264V263H51ZM60 264V263H59ZM184 264V263H183Z\"/></svg>",
    "mask_w": 264,
    "mask_h": 264
}]
</instances>
